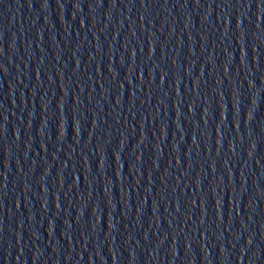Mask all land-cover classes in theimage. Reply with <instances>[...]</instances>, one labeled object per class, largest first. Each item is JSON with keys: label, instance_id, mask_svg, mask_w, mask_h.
<instances>
[{"label": "water", "instance_id": "1", "mask_svg": "<svg viewBox=\"0 0 264 264\" xmlns=\"http://www.w3.org/2000/svg\"><path fill=\"white\" fill-rule=\"evenodd\" d=\"M0 264H47L26 203L1 103Z\"/></svg>", "mask_w": 264, "mask_h": 264}]
</instances>
